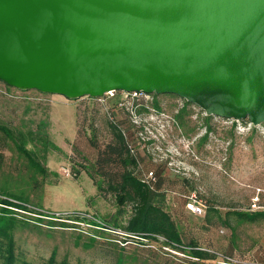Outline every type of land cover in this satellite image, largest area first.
I'll list each match as a JSON object with an SVG mask.
<instances>
[{"label":"rangeland","instance_id":"obj_1","mask_svg":"<svg viewBox=\"0 0 264 264\" xmlns=\"http://www.w3.org/2000/svg\"><path fill=\"white\" fill-rule=\"evenodd\" d=\"M120 97L106 96L104 102L90 96L69 99L8 88L0 80V123L30 132L26 146L45 168L40 170L0 134V191L28 200L26 209L11 207L18 218L17 252L34 264H49L53 251L57 262L66 259L70 264H114L119 257L124 264L194 261L189 252L163 240L135 236L108 220L109 225L94 223L95 217L102 220L116 210L113 197L101 196L85 169L113 139L114 118L130 133L141 173L163 168L170 206L184 225L185 241L195 238L217 252L218 258L203 264H223L226 255L235 256L239 264H264V221L230 217L229 226L221 220H227L229 210L252 211L255 201L264 210V125L253 132L249 122L209 118L198 105L173 93H152L138 101L133 118L127 109L116 107ZM207 126L212 131L203 139ZM44 131L54 146L40 138ZM63 168L77 176H67ZM192 189L217 206L222 217L189 212L183 194ZM116 215L118 222H126Z\"/></svg>","mask_w":264,"mask_h":264},{"label":"water","instance_id":"obj_2","mask_svg":"<svg viewBox=\"0 0 264 264\" xmlns=\"http://www.w3.org/2000/svg\"><path fill=\"white\" fill-rule=\"evenodd\" d=\"M0 80L69 99L173 93L264 123V0H0Z\"/></svg>","mask_w":264,"mask_h":264},{"label":"trees","instance_id":"obj_3","mask_svg":"<svg viewBox=\"0 0 264 264\" xmlns=\"http://www.w3.org/2000/svg\"><path fill=\"white\" fill-rule=\"evenodd\" d=\"M8 88H12L8 86ZM14 88V87H13ZM91 98V97H90ZM97 100L96 98H92ZM188 104H192L187 101ZM181 119V115H177ZM211 118L212 115H207ZM111 122V130L113 139L108 141L102 148L98 150V156L95 159L93 166H86V170L94 179L99 194L103 197L112 196L116 203V210L109 217H104L102 220L95 217L94 223L97 225H109L106 220L112 221L113 225L124 227L131 234L148 238L152 240H163L166 245L179 247L183 251L190 253L194 258L190 264H203L207 260L218 258L217 252L210 248H204L200 241L191 238L189 242L185 241V230L183 224L174 213L170 206L168 190L165 187V178L162 176V167L155 170V180L147 182L144 179V173L139 169V159L133 154L131 147L133 141L130 133L125 131V128L114 120ZM242 121L249 122V119ZM41 125H46L45 121H40ZM236 123V122H234ZM42 128H39L41 131ZM205 139L208 133L212 131V126H207ZM252 131L259 132L257 127H253ZM0 134L3 139L12 140L18 150L23 153L34 165L40 170L45 171L41 162L37 160L33 151L26 145L30 142V132L23 130H15L8 124L0 123ZM40 138L45 140L46 145H53L49 140L48 134L44 131ZM93 143H96L94 138H91ZM152 140V139H151ZM27 142V143H26ZM135 146V145H133ZM83 165V164H82ZM77 173V172H76ZM189 190L183 194L185 198L184 205L186 209L188 204ZM0 203L6 206H0V264H34L28 261L20 252H17V242L14 231L17 228L18 218L16 212L11 207L26 209L28 200L22 196L13 195L6 191H0ZM203 198V197H202ZM206 207L204 214L208 218L212 214L222 217L221 210L214 204H208L205 200ZM170 206V207H169ZM193 213V212H191ZM121 215L126 219V222H118ZM194 214V213H193ZM227 220H221L226 225H231L230 217H234L238 222H256L264 221V210L252 211H236L229 210L226 212ZM91 242L89 246L92 245ZM223 264H239L235 256L226 255ZM49 264H70L64 259L60 262L56 260V252L53 251L48 260ZM114 264H124V259L119 257Z\"/></svg>","mask_w":264,"mask_h":264},{"label":"built area","instance_id":"obj_4","mask_svg":"<svg viewBox=\"0 0 264 264\" xmlns=\"http://www.w3.org/2000/svg\"><path fill=\"white\" fill-rule=\"evenodd\" d=\"M115 94H119L121 97L120 99L116 102V107L121 108V109H127L130 114L132 115L133 118L136 117V112L137 109L139 107V105L141 103H139L138 101H144L147 100L150 97V94L145 93L143 91H108L105 95H103L102 97H97L96 99L103 101L104 102V97L106 98L109 97H113ZM138 102V103H137ZM228 121L231 122H240L239 120H234V119H227ZM263 124L260 125H254L251 121H249V129H252L253 127H257L258 130L259 128L263 127ZM131 150H134V146H130ZM63 172L67 175V176H77V173L74 172L72 173V171L69 168H63ZM144 179L149 182V181H153L155 180V174L154 171H146L144 173ZM205 201L203 200L202 196L199 194V192L197 190H194L192 192L189 193L188 195V204H187V208L193 212L194 214L197 215H201L204 213L205 211ZM258 202H254L252 204V210H258Z\"/></svg>","mask_w":264,"mask_h":264}]
</instances>
